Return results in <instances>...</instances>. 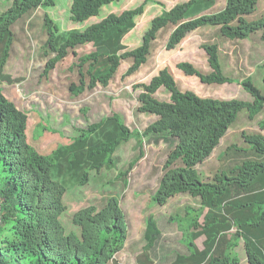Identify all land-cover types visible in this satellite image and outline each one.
<instances>
[{"label":"trees","instance_id":"trees-1","mask_svg":"<svg viewBox=\"0 0 264 264\" xmlns=\"http://www.w3.org/2000/svg\"><path fill=\"white\" fill-rule=\"evenodd\" d=\"M114 1L72 0L69 18L83 24ZM214 1L187 0L164 10L151 20L141 45L131 50H126L122 40L135 27L134 18L143 13L146 1L118 14L108 13L83 28L62 32H57V25L45 13L47 37L41 48L43 56L51 57L43 73L53 69L69 50L90 44L92 50L78 56V85L69 86L73 95H79L96 86H108L122 60H131L125 75L137 71L146 62L157 32L168 25L175 26L165 45L168 50L193 30L206 26L217 27L222 37L231 40L246 38L257 30L264 34V17H251L259 0H225L220 11L203 13ZM52 6L54 0H11L0 13V82H10L1 72L14 40L12 25L39 7ZM201 46L212 71L200 72L189 62H179L177 68L204 83L232 82L222 73L218 43L204 42ZM261 67L264 83V61ZM241 85L252 101L200 97L180 91L165 68L149 82L134 85L140 90L136 110L157 117L142 132L129 129L121 115L112 113L80 128L71 143L48 154L39 153L28 143L26 113L0 89V264H121L115 255L124 248L128 231L117 199L108 197L100 208H79L71 216L78 232H65L59 219L66 209L63 196L68 188L84 185L90 172L111 167L116 148L135 138L140 152L120 173L125 175L143 155V138L149 135H163L174 143L152 202L163 205L181 193L199 200L197 208L185 206L193 217L179 216L178 222L183 219L186 223L187 252H170L174 254L171 264H238L234 250L240 241L246 264H264V136L243 133L246 143L262 159L244 160L233 168L234 175L220 171L214 181H204L195 168L210 155L243 108L249 119L264 109V95L250 78ZM160 87L169 93L168 101L154 96ZM37 127L42 131L40 124ZM205 208L200 226L197 217ZM158 234L156 220L148 215L137 264H152L149 258ZM201 236L204 239L199 248L195 240Z\"/></svg>","mask_w":264,"mask_h":264},{"label":"rangeland","instance_id":"rangeland-1","mask_svg":"<svg viewBox=\"0 0 264 264\" xmlns=\"http://www.w3.org/2000/svg\"><path fill=\"white\" fill-rule=\"evenodd\" d=\"M145 1L143 13L134 18L135 27L122 40L126 50H131L141 45L143 34L155 16L187 0H115L103 6L98 17H91L83 24L73 23L69 18L72 0H54V6L39 7L12 25L14 40L1 72L8 76L10 82L3 79L0 89L6 98L26 113V139L39 153L48 154L57 146L68 145L80 128L112 113L121 115L129 129L142 132L157 117L136 110L140 90L134 89V85L149 82L151 77L165 68L180 91H191L200 97L252 101L251 95L241 86V81L246 78H250L264 95L261 67L264 61V34L261 30L250 33L246 38L231 40L222 37L217 27H201L187 34L176 47L168 50L165 45L175 28L174 25H168L157 32L146 62L137 71L125 75L131 60H122L108 86H96L79 95H73L69 86L71 83L78 85V56L91 51L90 44L69 50L53 69L43 73L45 64L51 57L43 56L41 48L47 37L43 26L45 13L57 25V32H62L83 28L108 13L118 14ZM10 3L11 0H0V13ZM224 6L225 0H215L213 6L203 13H215ZM251 15L254 19L264 17V0L257 2ZM204 42L218 43L222 73L233 79L232 82L204 83L199 77L185 75L177 68V63L189 62L200 72L212 71L208 54L201 46ZM154 96L159 100H169V93L162 87L157 89ZM247 113L245 108L238 113L210 155L196 165L202 180L214 181V176L220 171L234 175L236 172L233 168L244 160L261 161L264 157L251 149L243 138V133L264 136V109L254 119H249ZM38 124L43 128L42 131L37 127ZM173 145L163 135L143 138V155L125 175L120 173H124L128 164L139 155L140 148L135 138L118 146L113 153L114 164L111 167L90 172L84 185L70 187L64 193L66 209L59 219L65 232H78L71 221L76 210L89 205L100 208L108 197H114L126 218L128 231L124 248L115 255L118 262L137 264L136 257L144 243L142 236L148 215L156 220L159 229L157 236H160L154 245V253L150 254L152 264H171L174 254L170 252L173 251L186 253L187 234L183 233L186 223L183 219L181 222L178 220L179 216L193 217L194 213L185 210V206L197 208L199 200L185 193L174 195L163 205L151 200ZM206 211L207 208L203 209L197 217L200 226L203 225ZM202 239L204 237L195 240L199 247H202ZM234 251L240 259L238 264H246L241 241ZM165 254L168 256L163 260L161 257Z\"/></svg>","mask_w":264,"mask_h":264},{"label":"crops","instance_id":"crops-1","mask_svg":"<svg viewBox=\"0 0 264 264\" xmlns=\"http://www.w3.org/2000/svg\"><path fill=\"white\" fill-rule=\"evenodd\" d=\"M202 238H203V236H201ZM201 237H199V238H201ZM202 241H203V239H202ZM197 244V243H196ZM201 244H202V242H201ZM197 246H198V244H197ZM199 247V246H198ZM199 248H202V247H199Z\"/></svg>","mask_w":264,"mask_h":264},{"label":"clouds","instance_id":"clouds-1","mask_svg":"<svg viewBox=\"0 0 264 264\" xmlns=\"http://www.w3.org/2000/svg\"><path fill=\"white\" fill-rule=\"evenodd\" d=\"M206 73H208V72H206ZM242 86V85H241ZM245 90V89H244ZM246 91V90H245Z\"/></svg>","mask_w":264,"mask_h":264}]
</instances>
